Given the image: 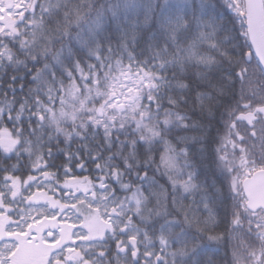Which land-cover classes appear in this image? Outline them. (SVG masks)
<instances>
[{"label": "snow or ice", "instance_id": "obj_1", "mask_svg": "<svg viewBox=\"0 0 264 264\" xmlns=\"http://www.w3.org/2000/svg\"><path fill=\"white\" fill-rule=\"evenodd\" d=\"M0 264H264V0H0Z\"/></svg>", "mask_w": 264, "mask_h": 264}]
</instances>
